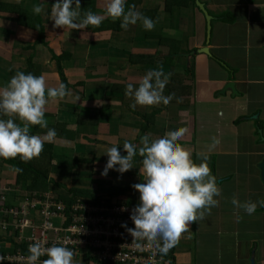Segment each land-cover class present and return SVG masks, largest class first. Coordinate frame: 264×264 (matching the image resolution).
Returning <instances> with one entry per match:
<instances>
[{"label": "crops", "instance_id": "1", "mask_svg": "<svg viewBox=\"0 0 264 264\" xmlns=\"http://www.w3.org/2000/svg\"><path fill=\"white\" fill-rule=\"evenodd\" d=\"M37 1L0 0L30 13L33 5H42L38 17L44 34V43H39L36 30L19 25L13 13H0V87L17 71L26 72L28 60L36 66L30 73L43 75L49 86H57L61 80L52 56H68L60 65L71 95L46 106L48 128H30L31 135L41 137L48 129L56 132L53 142H45V150L32 159L31 170L46 175L48 182L44 190L32 192L66 198L77 190L84 194L74 203L136 206L139 193L131 185L143 182L138 175L142 158L137 155L134 167L123 174L110 169L102 176L106 148L116 144L125 155V141L139 148L144 134L162 137L184 127L187 132L178 143L192 152L196 163H200L196 153H208L207 163L217 177L221 195L211 214L190 224L182 235L175 246L174 264H250L251 259L254 264H264V207L258 205L248 215L231 203L233 197L240 202L264 199L259 170L264 158V0H196V6L189 2L187 6L173 5L169 11L164 8L165 0H141L135 10L146 11L145 16L155 12L150 15L156 22L153 30L147 31L137 22L127 30L103 28L100 32L53 27L48 16L55 0ZM197 2L211 17L209 39L207 17ZM80 3V12L86 3L87 11L103 14L106 0ZM206 45L212 57L195 55ZM160 68L171 73L163 95H171L172 100L167 105L133 109V99L125 95L127 84L138 87L147 71ZM226 81H234L237 95L222 93ZM146 118L150 119L143 131ZM213 137L219 144L213 146ZM3 160L0 158V256L18 249L25 252V239L38 234L14 229L16 217L10 211L23 206L31 191L15 183L16 168ZM112 190L117 194L111 196ZM37 213L32 211L35 216L31 218L38 224L42 216ZM15 243L24 247L17 248ZM161 264L170 262L164 258Z\"/></svg>", "mask_w": 264, "mask_h": 264}, {"label": "clouds", "instance_id": "2", "mask_svg": "<svg viewBox=\"0 0 264 264\" xmlns=\"http://www.w3.org/2000/svg\"><path fill=\"white\" fill-rule=\"evenodd\" d=\"M125 6L126 0H106L103 14L89 10L81 16L80 0H55L48 19L54 21L53 27L71 30L87 29L89 26L98 28L109 18L113 22L120 20V27L124 30L137 22H141L147 31L154 29L155 21L136 11L134 5L127 11ZM32 11L34 14L41 13L42 5H33ZM206 47L208 45L202 48ZM199 49L195 51V55L206 54L212 57L211 52L198 53ZM218 63L230 71L231 76L234 75L223 61ZM170 76L171 73L165 74L162 68L151 69L139 80L138 87H134L132 83L127 84L125 95L134 101L130 106L135 109L138 105L151 107L170 103L173 97L163 95ZM227 82L234 83H225ZM68 95L71 92L64 83L49 86L43 75L17 71L0 87V117H7L0 118V158L8 160L19 157L25 163L38 158L44 150V143L53 142L56 132L48 129L41 137L31 135L30 128H48V122L44 118L46 106L50 101L62 100ZM17 119L19 123L16 122ZM186 132V128L180 127L167 131L162 137L150 138V134H144L140 137L139 148L129 141L123 143L125 155L121 154L116 144L107 147L104 153L108 159L101 172L102 176H107L110 169L123 174L134 167L137 155L142 158L138 175L143 182L131 185L139 193V202L130 213L134 227H128L126 222L121 227L131 235V243L140 248L143 246L141 242H146L148 249H155L161 256L167 255L179 243L182 235L189 231L190 224L204 220L211 214V209L219 205L216 197L221 195V189L207 163L208 153H196L200 160V163H196L192 152L178 143ZM219 142L217 137L212 138L213 146ZM22 171L23 169H16L17 173ZM31 193L44 195L31 191L26 197L31 199ZM56 196L61 200L59 194ZM34 199L42 198L37 195ZM231 203L248 215L254 214L258 205L264 207V199L240 202L233 197ZM125 210L127 209H121ZM32 211L38 212V209ZM45 244V241L31 243L24 264H74L73 250L56 244L46 247ZM42 256L47 258L40 260Z\"/></svg>", "mask_w": 264, "mask_h": 264}, {"label": "built area", "instance_id": "3", "mask_svg": "<svg viewBox=\"0 0 264 264\" xmlns=\"http://www.w3.org/2000/svg\"><path fill=\"white\" fill-rule=\"evenodd\" d=\"M31 194L33 197L29 199L27 196L23 206L10 211L16 217L15 230L30 229L38 232L37 236L31 234L25 239L26 250L35 241H45L46 247L56 244L73 250L74 262L78 264H85V255L96 264L106 261L124 264H161L164 260V256L162 257L155 249H148L146 242H141L143 246L140 248L131 243V235L121 227L124 222L128 227H134L130 219L134 205L126 203L108 205L104 201L93 204L80 200L66 210L62 200L53 193ZM37 195L42 199L35 200L34 196ZM35 208L38 209V216L40 217V214L42 216L38 224L31 218L32 210ZM122 208L127 210L121 211ZM27 256L18 249L15 253L0 256V261L24 264Z\"/></svg>", "mask_w": 264, "mask_h": 264}, {"label": "trees", "instance_id": "4", "mask_svg": "<svg viewBox=\"0 0 264 264\" xmlns=\"http://www.w3.org/2000/svg\"><path fill=\"white\" fill-rule=\"evenodd\" d=\"M36 3H38L37 0H35ZM165 4H164V8L165 10L169 11L171 9V6L173 5H180V6H187V4L189 2H195L196 0H185L183 3H181L180 1H183V0H165ZM141 3V0H127L126 1V6H125V10L127 11V9L131 6H137ZM193 5H195V3H193ZM196 6V5H195ZM87 7L88 5L86 3H83L82 4V11H81V16H83V14L85 12H87ZM92 10V9H91ZM1 12H10V13H13L17 16V23L21 26H25V27H28V28H31V29H34L37 31V42L39 43H44L43 42V37H44V34H43V27L40 23V20H39V17H38V14H34V13H30L28 12L27 10L23 9V8H20L19 6H16V5H9V4H4V3H0V13ZM149 13V12H147ZM155 12H150L149 18L151 14H154ZM142 14L145 16L146 14V11H142ZM105 29L106 31L108 30H122V28L120 27V22L117 20L115 22H113L110 18L109 19H106L104 20L101 25L98 27V28H93L91 26H89L87 29L92 31V32H100L101 29ZM67 55L66 54H61L59 56H56L53 54L52 58L53 60L55 61L56 63V67H57V72L60 76V80H61V83H64L66 85V82H65V78L63 77V73H62V70H61V61L67 59ZM36 66H34L33 64H31V60H28V67H27V71L25 72L26 74L27 73H30L31 69L34 70ZM186 72H189V69L186 70ZM173 79H174V76H173ZM150 118H146L145 122H144V125L142 127V130L145 131L148 127V120ZM45 150V149H44ZM3 163L4 164H9L11 166H13L14 168H20V169H23L22 172L20 173H15V178H16V184H20L21 186H25L27 190H30V191H33V190H36V189H45L48 185V182H46V175H41L39 174L38 172H35L34 170H31V167L33 165H35L34 161L31 160L30 162H23L19 159V157L17 158V160L15 161H11V160H3ZM35 167V166H34ZM129 190H133L132 188H130ZM119 191H123V190H119ZM71 194L72 196H68L66 198H64L63 196H61V200L62 202L65 204V207H66V210H68L70 208V206L72 204H74L75 202V199L80 196V195H83L84 193L81 192V191H77V190H74V191H71ZM114 194L116 195L117 194V191L116 190H112V193H111V196H114ZM2 205V204H1ZM17 244V243H15ZM18 247H24L23 245H19L17 244V248ZM25 250V254L29 255V252L28 250H26V247L23 248ZM16 251V250H15ZM14 251V252H15ZM174 252H175V247H173L167 255L164 256V258H167V260L170 262V264H174V261H175V257H174ZM87 260H88V263H92L93 260L90 259V257H88L87 255L84 256ZM47 257L46 256H42L40 259H46ZM102 264H124V263H121V262H116V261H106V262H102Z\"/></svg>", "mask_w": 264, "mask_h": 264}, {"label": "water", "instance_id": "5", "mask_svg": "<svg viewBox=\"0 0 264 264\" xmlns=\"http://www.w3.org/2000/svg\"><path fill=\"white\" fill-rule=\"evenodd\" d=\"M197 5L204 11V13H205V15L207 17V22H208V36H207V38L209 39L210 38V30H211V25H210L211 17L208 15V12L206 11V9L204 8V6L202 4H200L199 2H197ZM198 53H207V54H210V51L206 47V48L199 49L198 50ZM227 91H232L233 94H237V91L235 89V85H234L233 82H227V83H225V85H224V87L222 89V93L225 94ZM259 170H260V173H261V179L264 182V158H263L262 162L259 164ZM250 264H254V261L252 259L250 261Z\"/></svg>", "mask_w": 264, "mask_h": 264}, {"label": "rangeland", "instance_id": "6", "mask_svg": "<svg viewBox=\"0 0 264 264\" xmlns=\"http://www.w3.org/2000/svg\"><path fill=\"white\" fill-rule=\"evenodd\" d=\"M24 201V200H23ZM163 257V256H162ZM86 261V263H88V261H87V259L85 260ZM94 263V262H93ZM94 264H96V263H94Z\"/></svg>", "mask_w": 264, "mask_h": 264}]
</instances>
